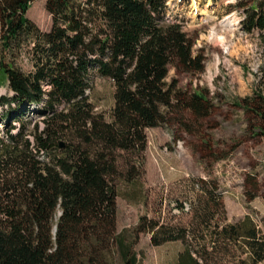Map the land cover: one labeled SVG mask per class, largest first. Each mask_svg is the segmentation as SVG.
<instances>
[{"label": "trees", "instance_id": "1", "mask_svg": "<svg viewBox=\"0 0 264 264\" xmlns=\"http://www.w3.org/2000/svg\"><path fill=\"white\" fill-rule=\"evenodd\" d=\"M34 1L0 0V85L4 75L12 91L0 96L8 106L0 112V264H137L142 232L155 245L181 238L177 264H219L214 258L231 245L246 256L228 264L263 259L264 216L262 225L249 214L214 221L222 206L215 178H198L210 197L196 200L192 226L145 213L118 230L119 185L135 188L147 172V128L188 127V113L198 119L212 110L206 92L168 79L170 65L205 67L183 21L168 15V0H46L47 29L27 15ZM237 5L243 28L264 38V0ZM23 53L28 70L17 62ZM96 77L113 82L108 113L91 100ZM257 98L264 135V94ZM197 233L200 243L190 239Z\"/></svg>", "mask_w": 264, "mask_h": 264}, {"label": "rangeland", "instance_id": "2", "mask_svg": "<svg viewBox=\"0 0 264 264\" xmlns=\"http://www.w3.org/2000/svg\"><path fill=\"white\" fill-rule=\"evenodd\" d=\"M237 3L238 0L167 1L168 15L183 19L185 30L194 39V54L202 53L205 65L200 72L170 65L168 79H177L181 87L190 91L206 92L212 110L198 119L188 113V127L177 123L147 128V172L136 189L134 185H119V231L131 230L145 213L160 223L192 226L197 222L193 217L196 200L198 203V197H210L197 184L199 177L219 181L222 206L214 221L235 222L249 214L262 225L264 135L258 132L261 118L255 110L259 105L257 93L264 94V38L258 30L247 32L243 28L239 19L244 11ZM27 15L43 29L52 24L46 0H35ZM2 33L0 18V57ZM17 62L26 70L31 67L27 53ZM1 78L0 96L11 95L5 76ZM113 92L110 78L96 77L91 95L95 108L108 113L114 102ZM7 108L0 103V112ZM25 115L29 119L42 117L31 111ZM136 191L142 193L135 194ZM252 193H256L253 198ZM178 203H183L184 209ZM190 239L202 242L199 233ZM183 247L181 238L155 245L151 233L142 232L134 250L137 264H177ZM245 256L241 246L231 245L214 262L228 264ZM250 264H264V258Z\"/></svg>", "mask_w": 264, "mask_h": 264}, {"label": "bare ground", "instance_id": "3", "mask_svg": "<svg viewBox=\"0 0 264 264\" xmlns=\"http://www.w3.org/2000/svg\"><path fill=\"white\" fill-rule=\"evenodd\" d=\"M221 40V39H220Z\"/></svg>", "mask_w": 264, "mask_h": 264}]
</instances>
